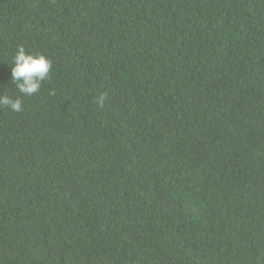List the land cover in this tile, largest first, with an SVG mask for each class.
<instances>
[{"label": "trees", "instance_id": "16d2710c", "mask_svg": "<svg viewBox=\"0 0 264 264\" xmlns=\"http://www.w3.org/2000/svg\"><path fill=\"white\" fill-rule=\"evenodd\" d=\"M3 95L0 264H264V0H0Z\"/></svg>", "mask_w": 264, "mask_h": 264}, {"label": "clouds", "instance_id": "9594fccd", "mask_svg": "<svg viewBox=\"0 0 264 264\" xmlns=\"http://www.w3.org/2000/svg\"><path fill=\"white\" fill-rule=\"evenodd\" d=\"M52 61L44 54H30L21 46L13 57L11 82H14L19 93L32 96L37 93L41 84L46 81L52 70ZM0 105L8 106L13 111H22V99L8 95L0 96Z\"/></svg>", "mask_w": 264, "mask_h": 264}]
</instances>
